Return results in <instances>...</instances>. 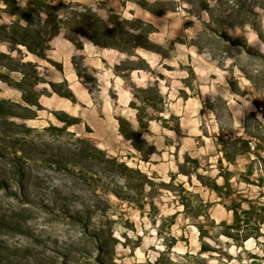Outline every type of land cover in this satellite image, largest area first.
Returning <instances> with one entry per match:
<instances>
[{
	"label": "rangeland",
	"instance_id": "1",
	"mask_svg": "<svg viewBox=\"0 0 264 264\" xmlns=\"http://www.w3.org/2000/svg\"><path fill=\"white\" fill-rule=\"evenodd\" d=\"M5 1L11 0H0V24L14 20ZM31 1L18 3L30 7ZM44 1L61 15L92 9L105 19L114 14L153 26L154 51L137 49L133 54L149 62L154 73H135L132 80L138 86L160 87L164 109L157 116L162 121L153 119L139 129L156 149L145 162L119 132L120 118L136 129L138 124V113L129 107L131 84L114 73L126 56L98 48L82 35L68 39L64 33L49 42L47 59L0 43V118L33 130L18 129L23 141L15 146L29 148V141L40 146V155L24 164L26 195L15 197L0 189V264H61L63 255L69 264H99L96 233L105 238L100 244L106 264H158L162 253L177 264H264V225L256 240L225 237L222 222L233 223L226 210L230 201L202 186L195 171L189 179L180 169L186 157L193 158L200 164L198 174L216 177L219 184L220 172H230L231 198L242 201V210L249 202L256 220L264 215V153L221 165L218 151L221 127L240 132L248 117L249 122L264 123V60L256 56L264 54V44L253 27L229 28V21L221 26L202 11L206 4L219 8L221 0ZM148 6L160 15L146 11ZM258 14L264 26V11ZM3 52L37 65L45 83L35 90L46 88L49 93L23 101L16 87L23 76L4 67L17 62L1 57ZM26 75L32 82L33 69L26 68ZM48 82L64 83L61 90L70 89L74 102L53 93ZM0 126L5 154L0 155L1 178L16 187L10 170L14 127ZM92 146L140 170L149 183L138 192L121 190L123 182L103 172ZM57 153L59 164L54 161ZM250 164L253 174L245 175ZM181 188L197 196L188 195L187 200L202 201L200 209L206 215L195 218L182 206L186 194ZM198 226L208 232L202 240ZM205 245L208 252L202 253Z\"/></svg>",
	"mask_w": 264,
	"mask_h": 264
},
{
	"label": "trees",
	"instance_id": "2",
	"mask_svg": "<svg viewBox=\"0 0 264 264\" xmlns=\"http://www.w3.org/2000/svg\"><path fill=\"white\" fill-rule=\"evenodd\" d=\"M18 1L19 0L5 1V4L10 8L14 16V20L12 23L0 24V43L9 44L13 49L17 46L23 47L30 54L41 59H47L46 52L49 42L52 38L64 33L68 39L73 35H82L98 48L116 50L127 57L115 67L114 73L117 77L128 80L131 84V95L133 100H131L129 107L138 113V124L136 129L131 122L120 118L118 119L119 132L141 154L143 161H150L151 156L156 154V149L148 141L143 139L142 131L139 129L147 128L150 121L153 119L162 121L157 115L163 113L164 108L162 104L164 103V97L159 86L154 84L138 86L136 82H133L132 75L140 72L154 73V68L149 62L133 54L137 49H143L149 52L154 51L156 46L150 40L153 26L140 18L131 20L122 19L114 14H110L109 17L105 19L92 9H85L83 12H66L61 15L57 13L58 9L56 7L48 5L44 0H33V2L31 1L29 3L30 7H23ZM221 1H223V3L219 8L210 7L206 4L202 11L205 12L211 20L219 22L221 26L227 21L230 22L229 28L251 25L264 44V26L259 21L258 14V11H264V0H256V4H253L251 0ZM144 9L153 15H160V12L153 6H148ZM256 56L264 60V54H256ZM1 57L6 58L10 62H17L14 66H12V64H5L4 67L11 72L22 74V80L16 83V87L22 93L23 101L29 103L32 100L38 99L41 95H47L49 93L46 88L42 92H37L35 90L37 85L45 83L37 72V65L17 61L5 52L1 53ZM133 57H136L137 60H133ZM26 68L33 69L35 76L32 82H29V78L26 75ZM248 79L251 82L253 80L252 77ZM28 82L29 84H27ZM48 85L51 87L53 93L74 102L75 96L70 89L66 88L64 92L61 90V88L65 86L64 83L57 84L48 82ZM219 99L221 100V98ZM256 103V107H259ZM223 104L225 105L226 103L224 102ZM149 111H152L156 115L151 114ZM62 121L66 126L73 125V122L69 120ZM0 124L14 127L11 140L14 139L13 142L15 144L10 153L13 168L10 170L13 172V179H17V186L15 187L8 184L6 180H3L1 177H3L4 174L2 175L0 172V189H4L8 195L15 197H17L19 193L26 195L28 184L23 182L24 178L27 176L24 170V164L27 159L35 160L40 155V146L30 141L28 142L29 148L15 146L23 141L18 139L20 133L18 129L23 128L28 133L33 130L24 128L5 118H0ZM240 133H242V135H240ZM3 134V128L0 126V138ZM218 138V151L221 155L219 163L221 165L223 162L233 165L239 156L256 155L259 157L261 153H264V123L258 120L249 122V117L243 122L242 131L239 132L232 126L227 129L221 127ZM91 150L93 156L97 158L98 164L101 165L103 172L123 182L124 186L121 190L124 188L126 191L132 192L137 190L138 192L149 183L147 176L140 170L130 167L125 162H119L115 158L107 157L103 151L94 146L91 147ZM0 155H5L4 150L0 149ZM54 161L59 164V153H57L56 157L54 156ZM199 165L198 160L186 157V161L180 166L181 173L190 179L193 177L191 171H195V178L202 186L210 189L218 197L230 201L228 205L226 204V210L232 213L233 223L229 225L226 222H222V226L225 229L222 232L223 235L235 241L240 239L245 241L251 239L256 240L259 236H262L263 234L260 232V229L262 225H264V215L260 216V220H256L253 216L254 208L250 206L249 202H247L249 208L247 210H242V201L231 198V173L226 172V170L222 168L224 172L223 174L220 172V177L223 183L219 184L216 177L205 178L198 174ZM252 174L253 169L250 164L247 167L245 175ZM181 192L186 194L181 198V204L185 209L192 210L193 217L197 218L206 215L202 213L200 209L202 205L201 200L200 202H195L192 199L187 200L186 198L188 195L193 198L196 195L183 190V188H181ZM119 197L130 201L129 198L123 196ZM241 211H243V214ZM198 229L199 239L202 240L208 232L203 230L201 226H198ZM94 240L97 243H102L101 241L105 240V238H102L99 233H96L94 235ZM100 243L96 248L98 253L95 259L99 264H106L103 244ZM201 252H208L206 245L201 249ZM62 257L64 259L61 264H69L65 258L66 256L63 255ZM157 263L177 264L171 260L166 253H162L159 256Z\"/></svg>",
	"mask_w": 264,
	"mask_h": 264
}]
</instances>
